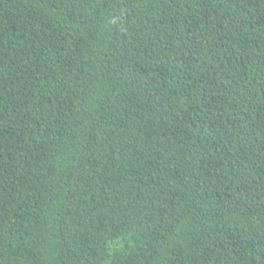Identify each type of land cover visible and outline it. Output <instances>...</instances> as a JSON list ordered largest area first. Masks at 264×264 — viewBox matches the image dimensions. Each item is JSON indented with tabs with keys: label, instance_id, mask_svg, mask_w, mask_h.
<instances>
[{
	"label": "trees",
	"instance_id": "obj_1",
	"mask_svg": "<svg viewBox=\"0 0 264 264\" xmlns=\"http://www.w3.org/2000/svg\"><path fill=\"white\" fill-rule=\"evenodd\" d=\"M0 264H264V0H0Z\"/></svg>",
	"mask_w": 264,
	"mask_h": 264
}]
</instances>
